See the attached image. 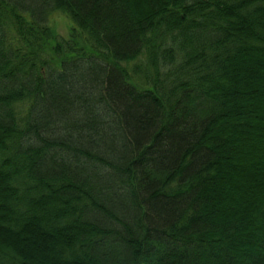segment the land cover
<instances>
[{
  "label": "trees",
  "instance_id": "16d2710c",
  "mask_svg": "<svg viewBox=\"0 0 264 264\" xmlns=\"http://www.w3.org/2000/svg\"><path fill=\"white\" fill-rule=\"evenodd\" d=\"M41 1L0 0V264H264V0Z\"/></svg>",
  "mask_w": 264,
  "mask_h": 264
},
{
  "label": "bare ground",
  "instance_id": "6f19581e",
  "mask_svg": "<svg viewBox=\"0 0 264 264\" xmlns=\"http://www.w3.org/2000/svg\"><path fill=\"white\" fill-rule=\"evenodd\" d=\"M39 3H41L42 1L41 0H38ZM51 8L49 9H46L45 12L43 13V15H40L42 18L46 17L47 14L49 13ZM58 11L56 12H51L49 15H48V21H50V16L52 14H58L60 15V13H57ZM51 22V21H50ZM49 22V23H50ZM4 32L6 33V36L7 37H15L14 34H12L9 29H4ZM49 38H52L51 36H48ZM70 38V42L73 44V42H75L76 40V35H70L69 36ZM0 44L3 45L4 49H11L12 47H15V46H20L22 49H23V52H25L26 54L25 55H28L30 53H33V48L31 47L30 43L29 42H19V43H8V42H1L0 41ZM39 55H37V62H38V72L36 74L33 75V78H36L38 75H40L41 73H45L48 70H51L52 69V65L49 63L48 59L46 58V56L44 55V53L42 52H38Z\"/></svg>",
  "mask_w": 264,
  "mask_h": 264
},
{
  "label": "rangeland",
  "instance_id": "374dc122",
  "mask_svg": "<svg viewBox=\"0 0 264 264\" xmlns=\"http://www.w3.org/2000/svg\"><path fill=\"white\" fill-rule=\"evenodd\" d=\"M50 21L51 23L50 26L54 28L55 32L54 35L63 39H69V25L68 21L66 20L65 17L62 15L58 14H52L50 16ZM49 21V22H50ZM53 45L52 44H46L44 46V51L48 59H53L54 58V52H53ZM56 61V58L53 59Z\"/></svg>",
  "mask_w": 264,
  "mask_h": 264
}]
</instances>
